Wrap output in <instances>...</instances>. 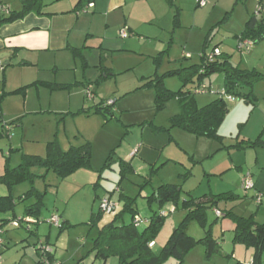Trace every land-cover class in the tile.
<instances>
[{
  "label": "rangeland",
  "instance_id": "rangeland-1",
  "mask_svg": "<svg viewBox=\"0 0 264 264\" xmlns=\"http://www.w3.org/2000/svg\"><path fill=\"white\" fill-rule=\"evenodd\" d=\"M18 2L15 10L23 5L22 0ZM149 2L151 12L157 6V14L169 10L166 5L163 9L158 2L154 4L155 0ZM175 7L182 14V28L175 34L164 30L166 21H156L152 36L130 35L122 42L131 41L132 46L124 50L108 47L111 50L102 51L101 55L91 54L100 55L99 58L89 60L90 53L85 52L73 61L56 63V68L0 66V176L6 165L11 169L18 167L23 155L45 157L47 145L53 141L64 151L85 142L92 146L91 167L66 179L35 168L34 174L46 176L12 189L0 185V197L11 196L15 200L14 210L1 216L9 223L5 225L0 264H37V251L41 243L47 242L63 264H101L100 260L93 262L89 254L99 229L113 216L104 215L98 224L90 225L93 215L100 210V200L110 197L115 202L120 192L137 198L138 216L149 219L152 213L147 197L162 185L180 186L182 200L189 195L200 199L231 193L238 198L219 204L222 216L231 210L238 217H253L264 224V83L252 89V102L236 98L229 103V113L219 129L223 142L171 129L169 119L181 112L178 98L173 97L162 111H156V90L139 89L149 79L162 78L166 89L178 93L183 83L172 72L199 64L209 37V50L220 46L235 65L264 73V39L252 45L250 52L240 53L235 38L258 11L259 0H207L205 8L197 7L196 0H175ZM260 15L264 19V1ZM140 39L142 43L135 42ZM224 84L222 74L205 78L201 88L205 86L212 92L195 94L198 107L218 99ZM87 90L94 95L92 101L86 98ZM248 92V88L242 91ZM103 99L114 103L112 117L94 114V104ZM83 109L92 112L78 115ZM260 137L262 142L256 147L231 148L243 141L256 142ZM126 157L135 172L123 178L121 161L127 162ZM248 173L253 176L255 188L246 192L242 180ZM34 190L44 194L43 205L38 219L28 223L24 218L26 208L39 201L38 195L30 194ZM24 196L29 198L23 201ZM171 206L168 204L163 210H170ZM152 209L157 211L158 205L154 204ZM185 215L179 207L166 218L155 241V253L166 245ZM54 216L64 229L51 225ZM22 218L21 227H13L12 222ZM125 221L130 222L129 215H125ZM233 224L232 218H217L212 210L208 212L206 228L197 222L190 223L188 235L199 240L209 232L222 247L220 253L207 257L205 247L199 245L185 257L184 264H250L251 258L247 256L253 255L254 250L233 243ZM235 250L241 252V263L233 258L237 255ZM115 260L110 259L108 264ZM165 264L176 262L170 260Z\"/></svg>",
  "mask_w": 264,
  "mask_h": 264
},
{
  "label": "trees",
  "instance_id": "trees-1",
  "mask_svg": "<svg viewBox=\"0 0 264 264\" xmlns=\"http://www.w3.org/2000/svg\"><path fill=\"white\" fill-rule=\"evenodd\" d=\"M90 0H80L77 7L84 11L85 3ZM171 9L176 10L175 19L178 21L179 11L175 7V0H166ZM240 1V0H239ZM264 0H259L260 7H258L259 15L256 13L247 21L244 30L235 35L238 40V51L247 52L249 50H242L240 44L244 41H250L254 44H259L264 39V19L260 17L261 5ZM23 8L20 12H10L8 15H0V28L6 24L14 23L26 15L36 11L41 13L43 8V0H22ZM88 4V3H87ZM89 6V5H88ZM84 7V8H83ZM197 7L198 4H197ZM90 8V7H89ZM80 10V11H81ZM76 11V10H75ZM132 35L130 32H128ZM211 38H207L203 52L201 53V62L197 65L185 67L180 70L172 72L171 75H177L182 81L183 86L178 93L171 92L164 87L162 78H153L147 80L139 89L156 90L155 109L162 111L167 102L173 97H177L181 103V112L169 119L171 129H180L196 137L206 138L216 142H223V137L219 134V129L222 127L228 113L229 102L227 97L243 98L246 102H252L253 91L255 85L264 83V73L257 70H245L235 65L232 62L231 56L220 50V46H215L209 50ZM219 51V54L216 53ZM77 52H74L76 54ZM214 74H222L224 76V92L220 93V97L210 104L200 108L198 107L194 98L197 92H212V90L205 86L201 88L203 80L211 77ZM109 76V74H107ZM86 84L85 86H88ZM188 85H191L188 89ZM64 88V87H60ZM249 89L247 94H243L244 89ZM255 99V98H254ZM109 101L101 102L94 107V114H103L105 117H112V108L114 103L107 105ZM92 110L83 109L78 115L84 113L90 115ZM108 114V115H107ZM261 137L253 143L243 141L231 148L238 150L256 147L260 144ZM113 154L108 158L106 165H110L113 159ZM92 161V146L89 142L82 145L71 146L67 151H64L57 141H53L47 145V154L45 157L39 156H22L21 164L11 169L6 165L3 175L0 176V185H5L7 188L33 182L37 178H44L46 175H37L32 172L33 169H43L46 172H54L58 178L66 179L81 169H88L91 167ZM123 178L127 173H134L132 162L121 161ZM30 192V194L38 195L39 201L26 208L24 218L38 219L42 198L44 194L37 190ZM143 191V187L140 193ZM30 196V195H28ZM29 197H25L23 201ZM182 198V189L178 185H162L155 192L147 197V203L151 209L152 215L147 219V224L144 227H136L134 219L139 215L138 209L135 207L137 198L129 197L120 192L118 201L115 203L123 205L122 210L113 219L99 229L97 238L93 241V248L89 255H95L96 260L107 262L110 259H117L118 264H165L170 260H174L176 264H184L185 257L193 251L197 246L203 245L206 250L207 257L212 254L220 253L221 245L214 239L211 233L203 239H195L186 233L188 225L192 222H197L202 228L208 225V212L211 210H218L221 202H230L236 200L238 197L231 194L204 196L200 199H195L191 195L188 198ZM110 200L109 198H104ZM100 200V210L93 215L90 225L98 224L104 215L102 211ZM258 202V196L256 197ZM261 202V201H260ZM258 202V203H260ZM154 204L158 205V210L152 209ZM173 204L181 207L186 215L183 221L174 229L166 245L159 253L154 252L155 241L158 238L167 217L161 216L164 206ZM15 200L11 196L0 197V223L6 225L9 221L2 219V214L14 210ZM118 207V209H119ZM174 210L173 212H175ZM172 212V213H173ZM125 215L130 216V222L126 223ZM112 216V215H110ZM224 217H230L236 225L234 231L233 243L236 245H244L254 250L253 264H262L264 255V224H259L254 221L253 217L243 218L233 214V212H224ZM222 216V217H223ZM20 219L21 224L23 219ZM68 222H66L67 224ZM60 229L64 226L60 224ZM32 229H28L31 231ZM33 233H36L35 231ZM47 242V241H46ZM42 246L50 244L41 243ZM153 245V246H151ZM4 243H0V254ZM37 264H43L42 258L47 256L51 263L60 261L56 258L55 252L53 254H42L40 249L37 251Z\"/></svg>",
  "mask_w": 264,
  "mask_h": 264
},
{
  "label": "crops",
  "instance_id": "crops-1",
  "mask_svg": "<svg viewBox=\"0 0 264 264\" xmlns=\"http://www.w3.org/2000/svg\"><path fill=\"white\" fill-rule=\"evenodd\" d=\"M18 1L20 0H0V3L2 2V5L8 6L10 12H20L23 5H21L22 7L19 10L14 9L15 4L18 6ZM149 1L90 0L85 3V9L82 11L77 7L80 0H43L41 13L34 11L22 19L0 28V66L31 68L53 65L56 68V63H64V60L73 61L80 54L84 55L83 53L85 52L90 53L88 58L92 60V58H99L102 51L111 50L108 47H117L113 48L114 50L129 48L132 46L131 41L122 42L123 38L120 36V31L124 29L135 37L137 34L152 36L153 31L151 29L156 27V21H166L163 28L168 31L172 30L171 34H175L178 28H182V14L179 13L178 21L176 22V12L173 9L172 13V9H170L166 0H161L165 4L161 3L160 0H155L156 3L154 2V4L158 2V5H161L163 9H165L164 5L169 9L166 13H158L160 14L159 17L157 16L158 6L153 9V12L149 11ZM90 4H93L92 8H89L88 5ZM135 42L138 44L142 43V39ZM250 51L251 48L245 53ZM74 52L77 53L74 54ZM93 53L94 55L95 53L100 55L94 57L91 55ZM8 63L10 64L7 65ZM104 101L103 99L100 102H96L94 107ZM126 160L130 162L129 157H126ZM116 201H118V197ZM119 205L118 211L120 212L123 205ZM174 206L172 204L170 210H176ZM27 219L35 220L34 218ZM231 228L234 235L236 225L233 224ZM5 230V225L0 223V243L3 242L4 246ZM239 251L235 250L237 255H233V258L237 259L238 263H241V252ZM92 256L94 258L93 262H97L95 255ZM253 257L254 254L247 256V258H251V261L247 262L253 264ZM0 259V263H2L1 256ZM108 261H101V264H108ZM60 263L63 264L61 261ZM110 264H118L117 259L114 262L111 261Z\"/></svg>",
  "mask_w": 264,
  "mask_h": 264
},
{
  "label": "built area",
  "instance_id": "built-area-1",
  "mask_svg": "<svg viewBox=\"0 0 264 264\" xmlns=\"http://www.w3.org/2000/svg\"><path fill=\"white\" fill-rule=\"evenodd\" d=\"M197 4L199 7L201 8H204L207 6V0H196ZM90 8L93 7V4H90L89 5ZM10 13V8L6 5H0V15H8ZM257 16L259 15V10H258V13L256 14ZM120 36L123 38V39H126L130 36V34L128 33V31L126 29L122 30L120 32ZM253 43L250 42V41H244L240 44V48L243 50H249L251 47H252ZM217 54H219V51H216ZM86 98L89 100V101H92L94 99V95L93 93L90 91V90H87L86 91ZM227 100L229 102H234L235 99L233 97H227ZM112 102L109 101L107 103V105H111ZM242 188L244 191H250V190H253L255 188V183H254V179H253V176L248 173L247 175L244 176L243 180H242ZM261 201V198L258 196V202ZM101 208H102V211L104 213H106L107 215H116L117 212H118V205L113 202V201H110V200H102L101 202ZM174 211V209L170 210V211H162L161 212V216H164V217H167L169 214H171L172 212ZM216 213V216L217 218H221L222 217V213L218 210L215 211ZM21 222L20 220H16V221H13L12 222V225L13 227L15 228H20L21 227ZM24 222V221H23ZM27 222L28 223H32L33 221L30 220V219H27ZM51 225H55L56 227L57 226H60V221L58 218L56 217H53L50 221ZM147 224V219H144L142 218L141 216H136L135 219H134V225L136 227H144L145 225ZM2 243V242H1ZM153 246V245H151ZM40 251L42 254H53L54 251L53 249H51L50 246H47V245H44L42 246V244L40 245L39 247ZM1 261V259H0ZM42 262L43 264H59L58 262H54V263H51L47 256H44L42 258Z\"/></svg>",
  "mask_w": 264,
  "mask_h": 264
},
{
  "label": "water",
  "instance_id": "water-1",
  "mask_svg": "<svg viewBox=\"0 0 264 264\" xmlns=\"http://www.w3.org/2000/svg\"><path fill=\"white\" fill-rule=\"evenodd\" d=\"M10 63H8L7 65H9Z\"/></svg>",
  "mask_w": 264,
  "mask_h": 264
}]
</instances>
